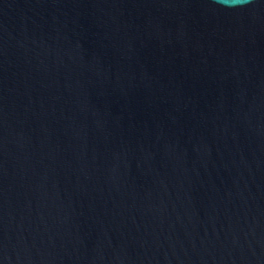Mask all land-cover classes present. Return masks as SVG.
<instances>
[{"label":"water","instance_id":"obj_1","mask_svg":"<svg viewBox=\"0 0 264 264\" xmlns=\"http://www.w3.org/2000/svg\"><path fill=\"white\" fill-rule=\"evenodd\" d=\"M0 264H264V0H0Z\"/></svg>","mask_w":264,"mask_h":264}]
</instances>
